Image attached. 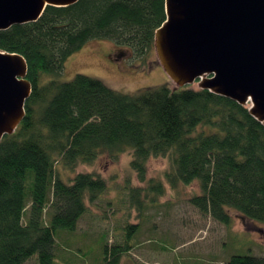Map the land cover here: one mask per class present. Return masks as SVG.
<instances>
[{
    "label": "trees",
    "instance_id": "obj_1",
    "mask_svg": "<svg viewBox=\"0 0 264 264\" xmlns=\"http://www.w3.org/2000/svg\"><path fill=\"white\" fill-rule=\"evenodd\" d=\"M166 20V0H79L50 5L37 21L0 31V50L25 57L33 88L24 119L0 140V264H24L35 254L53 264L58 233L76 230L89 203L108 192L100 173L66 180L57 163L73 170L127 151L138 180L148 182L128 179L122 188L135 193L139 210L143 195L165 191L161 179L148 178L150 159L165 156L173 188L198 181L201 194L190 200L201 211L225 224L234 210L264 222V124L250 104L193 85L125 93L82 73L59 78L67 59L91 39H110L145 60ZM129 234L106 245V264L128 255ZM226 264H264V257L234 255Z\"/></svg>",
    "mask_w": 264,
    "mask_h": 264
},
{
    "label": "rangeland",
    "instance_id": "obj_2",
    "mask_svg": "<svg viewBox=\"0 0 264 264\" xmlns=\"http://www.w3.org/2000/svg\"><path fill=\"white\" fill-rule=\"evenodd\" d=\"M101 47L107 52L103 53ZM78 73L99 78L125 93L162 84L176 85L155 51L143 60L129 47L110 39L88 41L67 59L59 78L71 80ZM191 85L200 88L198 80ZM131 159L132 154L127 151L117 160L103 155L94 163L73 170L56 164L66 180L78 172L100 173L108 178L109 190L96 202L89 203L76 230L58 233L53 264H106V245L123 243L125 233H130L128 243L133 247L121 264H226L234 255L264 257V222L247 219L234 210L231 223L225 224L201 211L190 200L201 194L198 181L173 188L165 178L170 165L168 157H152L149 161L148 178L161 179L164 193L143 195L142 210L136 208L135 193L126 195L122 188L128 179L138 186H147L148 182L138 180ZM50 211L45 214V222L50 219ZM137 223L136 230L127 227ZM24 264H41L38 254Z\"/></svg>",
    "mask_w": 264,
    "mask_h": 264
},
{
    "label": "water",
    "instance_id": "obj_3",
    "mask_svg": "<svg viewBox=\"0 0 264 264\" xmlns=\"http://www.w3.org/2000/svg\"><path fill=\"white\" fill-rule=\"evenodd\" d=\"M79 0H0V31L37 21L48 6ZM167 20L156 30L160 64L177 86L211 90L242 105L264 124V0H166ZM28 65L0 50V140L26 115L32 93Z\"/></svg>",
    "mask_w": 264,
    "mask_h": 264
},
{
    "label": "bare ground",
    "instance_id": "obj_4",
    "mask_svg": "<svg viewBox=\"0 0 264 264\" xmlns=\"http://www.w3.org/2000/svg\"><path fill=\"white\" fill-rule=\"evenodd\" d=\"M100 50H101V51H103V53H104V52H105V53L107 52V50H103V48H102V47L100 48Z\"/></svg>",
    "mask_w": 264,
    "mask_h": 264
}]
</instances>
